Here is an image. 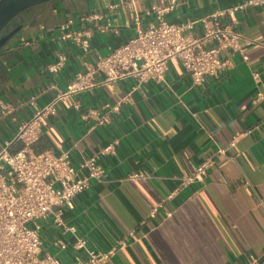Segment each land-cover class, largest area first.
<instances>
[{"label": "crops", "instance_id": "obj_1", "mask_svg": "<svg viewBox=\"0 0 264 264\" xmlns=\"http://www.w3.org/2000/svg\"><path fill=\"white\" fill-rule=\"evenodd\" d=\"M172 1L177 7L167 20L185 24L248 0H54L18 17L10 31H20L0 49V152L22 150L20 126L55 102L56 114L43 119L33 153L69 152L78 165L115 143L101 159L103 179L62 216L92 250L126 240L107 264H264V4L223 20L241 35L247 60L224 50L227 68L201 86L171 62L161 83H100L96 75L95 85L68 93L99 57L128 43L139 26L156 23L147 14L152 7L168 8ZM85 15L98 18L80 22ZM69 20L73 31H92L88 51L60 39V26ZM192 33L200 37L204 28L197 24ZM62 56L65 66L53 71ZM207 158L213 165L203 180L182 186ZM161 205L172 216L160 209L152 218ZM40 225L42 255L72 264L74 238L53 214ZM60 241L69 251L60 253Z\"/></svg>", "mask_w": 264, "mask_h": 264}, {"label": "built area", "instance_id": "obj_2", "mask_svg": "<svg viewBox=\"0 0 264 264\" xmlns=\"http://www.w3.org/2000/svg\"><path fill=\"white\" fill-rule=\"evenodd\" d=\"M261 4H264V0H248L185 24L167 20V15L177 7L175 1L168 8L152 7L147 14L155 15L156 23L147 28L139 26L137 35L128 43L105 57H99L94 67L76 77L68 93L95 85L96 75L102 76L100 83L131 78L140 83H161L166 79L171 62H177L184 68L194 86H201L206 78L218 77L227 68V62L222 59L224 50L240 52L242 58L247 60L240 46L241 35L231 25H224L223 20H234L236 13L247 5ZM93 18L97 19L98 16L85 15L80 22L85 23ZM72 24L73 20H69L60 26V39L72 41L88 51L92 31H73ZM197 24L204 28V34L200 37L192 33ZM211 43H215V46H208ZM64 66L65 58L62 56L52 70L56 72ZM252 77L256 83L259 82L258 73H253ZM258 98H263L260 93ZM55 105L53 102L37 110L29 121L20 126L16 140L23 143L22 150L11 153L4 149L0 152V264H65L59 255H42L40 223L52 214L63 233L74 238L72 249L76 254L72 264H107L120 247L126 246L124 239L106 251L92 250L88 247V240L79 236L75 227L63 222L64 212L74 209L75 199L93 182L103 179L105 169L101 159L114 150L115 143L85 158L78 165L72 162L69 152L59 155L52 152L33 153L30 148L40 138L42 121L56 114ZM119 107L118 104L113 110L117 111ZM3 108L7 114L12 112L9 106ZM236 142L237 139H234L230 146ZM225 152L226 149L220 151L222 154ZM212 165V158L205 159L190 176L182 179V186L202 181ZM160 209L165 208L161 205L150 216L156 218ZM165 214L166 217L172 216V212L166 209ZM56 246L60 253L69 251L65 242H57Z\"/></svg>", "mask_w": 264, "mask_h": 264}, {"label": "water", "instance_id": "obj_3", "mask_svg": "<svg viewBox=\"0 0 264 264\" xmlns=\"http://www.w3.org/2000/svg\"><path fill=\"white\" fill-rule=\"evenodd\" d=\"M54 0H0V49L7 45L20 31H10L12 23L26 11Z\"/></svg>", "mask_w": 264, "mask_h": 264}, {"label": "flooded vegetation", "instance_id": "obj_4", "mask_svg": "<svg viewBox=\"0 0 264 264\" xmlns=\"http://www.w3.org/2000/svg\"><path fill=\"white\" fill-rule=\"evenodd\" d=\"M12 26V25H11Z\"/></svg>", "mask_w": 264, "mask_h": 264}]
</instances>
